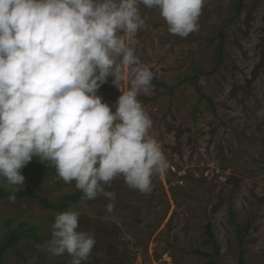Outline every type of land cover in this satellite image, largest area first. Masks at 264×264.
Segmentation results:
<instances>
[{
  "label": "rangeland",
  "instance_id": "rangeland-1",
  "mask_svg": "<svg viewBox=\"0 0 264 264\" xmlns=\"http://www.w3.org/2000/svg\"><path fill=\"white\" fill-rule=\"evenodd\" d=\"M139 9L134 49L153 80L138 99L170 166L152 177L150 194L120 177L106 186L114 201L82 197L68 209L96 241L82 264H264V0H206L198 30L183 38L157 9ZM129 86L124 69L118 88ZM118 88L108 77L97 94L114 105ZM31 161L22 187H0L51 201L76 190L50 162ZM59 212L30 196L0 197V246L20 223L37 233L12 238L0 264H70L42 248Z\"/></svg>",
  "mask_w": 264,
  "mask_h": 264
},
{
  "label": "clouds",
  "instance_id": "clouds-1",
  "mask_svg": "<svg viewBox=\"0 0 264 264\" xmlns=\"http://www.w3.org/2000/svg\"><path fill=\"white\" fill-rule=\"evenodd\" d=\"M205 2L0 0V183L22 187L21 169L35 156L87 200L114 201L106 186L120 177L150 194L152 177L170 164L138 99L153 80L134 49L145 27L139 6L157 9L168 31L183 38L198 30ZM124 69L130 86L121 92ZM108 77L120 92L114 105L97 94ZM79 217L56 213L42 248L67 253L70 264L87 261L96 241L78 230Z\"/></svg>",
  "mask_w": 264,
  "mask_h": 264
},
{
  "label": "trees",
  "instance_id": "trees-1",
  "mask_svg": "<svg viewBox=\"0 0 264 264\" xmlns=\"http://www.w3.org/2000/svg\"><path fill=\"white\" fill-rule=\"evenodd\" d=\"M240 4L241 3H239V5ZM36 167L37 166H35V163L32 166V161H30L25 168L36 169ZM23 196H30L31 198L36 199L39 202V204H41L44 208H47V209L51 208L57 211H66L70 207H72L75 202L79 201L83 197V193L80 190L76 189L72 192L63 194L56 201H51L47 197L34 193L31 189H28V188L21 189V190H16L15 188H11L9 190H4L3 188L0 187V197L2 198L12 199V198H20ZM18 227L20 228V231L15 230L13 233L10 231L9 233L6 234L7 236L6 240L0 246V259L3 253V249L13 243L12 238H14V241H15L16 239H18L20 235H23L27 238L32 237L34 239H37V233L34 231V229L25 227L21 223L18 224ZM207 235L208 237L212 238L211 230L208 227H207ZM210 263L216 264L213 261H210ZM241 264L243 263L241 262Z\"/></svg>",
  "mask_w": 264,
  "mask_h": 264
}]
</instances>
